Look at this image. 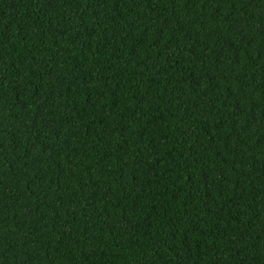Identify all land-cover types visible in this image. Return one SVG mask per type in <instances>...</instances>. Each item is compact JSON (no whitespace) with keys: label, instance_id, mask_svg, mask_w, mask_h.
Listing matches in <instances>:
<instances>
[{"label":"trees","instance_id":"trees-1","mask_svg":"<svg viewBox=\"0 0 264 264\" xmlns=\"http://www.w3.org/2000/svg\"><path fill=\"white\" fill-rule=\"evenodd\" d=\"M0 264H264V0H0Z\"/></svg>","mask_w":264,"mask_h":264}]
</instances>
